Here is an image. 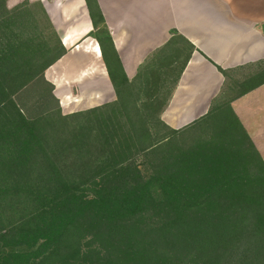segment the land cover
<instances>
[{"label":"trees","instance_id":"1","mask_svg":"<svg viewBox=\"0 0 264 264\" xmlns=\"http://www.w3.org/2000/svg\"><path fill=\"white\" fill-rule=\"evenodd\" d=\"M86 2L117 97L66 114L46 71L67 49L43 4L0 0V264H264V159L232 106L264 61L173 128L194 46L177 65L171 41L131 80Z\"/></svg>","mask_w":264,"mask_h":264},{"label":"crops","instance_id":"2","mask_svg":"<svg viewBox=\"0 0 264 264\" xmlns=\"http://www.w3.org/2000/svg\"><path fill=\"white\" fill-rule=\"evenodd\" d=\"M24 0H10L18 4ZM41 2L67 53L46 71L55 85L76 84L88 109L116 99L86 0ZM129 79L165 45L178 48L183 63L163 120L182 128L211 108L229 83L252 78L264 61V0H98ZM219 67L227 71L224 75ZM69 89V88H68ZM232 106L264 159V84ZM70 113V111L68 112Z\"/></svg>","mask_w":264,"mask_h":264},{"label":"rangeland","instance_id":"3","mask_svg":"<svg viewBox=\"0 0 264 264\" xmlns=\"http://www.w3.org/2000/svg\"><path fill=\"white\" fill-rule=\"evenodd\" d=\"M48 78V77H47ZM52 83L51 77L49 79ZM54 84V83H53ZM55 94L60 100V105L62 106L63 112L68 113L83 110L81 108L86 106L94 105L91 101H83L80 100L79 89H77L78 86L76 84H63V85H55ZM69 88V89H68ZM64 98V99H63Z\"/></svg>","mask_w":264,"mask_h":264},{"label":"bare ground","instance_id":"4","mask_svg":"<svg viewBox=\"0 0 264 264\" xmlns=\"http://www.w3.org/2000/svg\"><path fill=\"white\" fill-rule=\"evenodd\" d=\"M64 99V98H63Z\"/></svg>","mask_w":264,"mask_h":264}]
</instances>
